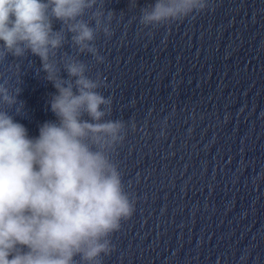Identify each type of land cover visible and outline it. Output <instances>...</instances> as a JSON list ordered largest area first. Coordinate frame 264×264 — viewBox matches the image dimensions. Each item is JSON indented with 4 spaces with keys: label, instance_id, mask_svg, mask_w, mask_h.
<instances>
[{
    "label": "water",
    "instance_id": "obj_1",
    "mask_svg": "<svg viewBox=\"0 0 264 264\" xmlns=\"http://www.w3.org/2000/svg\"><path fill=\"white\" fill-rule=\"evenodd\" d=\"M154 2L104 0L115 14L112 37L95 41L105 62L78 57L105 80L110 119L128 125L114 159L135 211L103 264H264V0H211L194 19L145 29L140 8ZM41 69L30 53L0 66L24 104L0 110L29 138L58 122Z\"/></svg>",
    "mask_w": 264,
    "mask_h": 264
},
{
    "label": "clouds",
    "instance_id": "obj_2",
    "mask_svg": "<svg viewBox=\"0 0 264 264\" xmlns=\"http://www.w3.org/2000/svg\"><path fill=\"white\" fill-rule=\"evenodd\" d=\"M210 7L211 0H155L140 8L139 23L171 27ZM103 8L104 0H0V66L10 56H37L58 92L49 102L58 122L44 123L37 138L0 110V264H103L115 251L111 237L135 211L114 159L128 125L110 119L112 99L100 91L105 80L90 78L78 58L105 62L95 41L99 33L112 37L115 14ZM65 45L76 55H61ZM20 93L0 83V104L24 110Z\"/></svg>",
    "mask_w": 264,
    "mask_h": 264
}]
</instances>
